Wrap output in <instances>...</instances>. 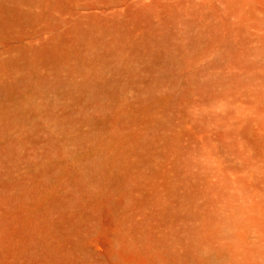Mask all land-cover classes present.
<instances>
[{"label":"rangeland","instance_id":"1","mask_svg":"<svg viewBox=\"0 0 264 264\" xmlns=\"http://www.w3.org/2000/svg\"><path fill=\"white\" fill-rule=\"evenodd\" d=\"M123 197L166 264L233 214L264 246V0H0V264H132L95 240Z\"/></svg>","mask_w":264,"mask_h":264},{"label":"bare ground","instance_id":"2","mask_svg":"<svg viewBox=\"0 0 264 264\" xmlns=\"http://www.w3.org/2000/svg\"><path fill=\"white\" fill-rule=\"evenodd\" d=\"M121 188L125 193V195L123 194L122 196L128 198V187L126 186L125 188L124 185ZM112 195L108 196L112 197ZM162 195L163 194H161V192L155 193L157 203L162 201V199L164 198L162 197ZM124 197L123 200H118L121 197L116 199L118 200L116 202L112 201L114 200V198L112 200H106V205L104 206L106 214L101 216L100 228L97 229L96 237L93 235L95 237V240H101L105 242L102 245L106 244V254L112 258L122 259L123 261L132 264H142L143 262L146 264H155L158 263V261L160 262V264H166V260L168 258L173 259L175 257L174 250L169 243L164 242L160 248H157L159 250H156L155 253H158V255L152 252L156 248L153 250H151L150 248L146 250L139 245V242L131 241L128 245L125 244L124 247L121 246V235L119 234L121 231H117L116 227L118 228V226H116V221L118 220V214L120 213V211L123 209H128L127 200ZM3 226V223L0 222V229H2ZM207 227L211 229L214 228L215 230L228 229L230 231L228 235V242L219 247H213L210 244L200 245L196 253V264H251L249 263L250 259L248 258V254L251 255L255 252H258L261 256L264 257V246L252 247V249H248V251H242V249H244V247L248 243H250V231L262 227V224L260 222L242 219L241 217L233 214L232 217H230L229 220L226 221V223L223 222L216 225L207 223ZM47 245L48 244H46V246ZM48 253L51 254L49 250ZM103 255L105 254L103 253ZM65 260L66 259H64L63 261Z\"/></svg>","mask_w":264,"mask_h":264}]
</instances>
